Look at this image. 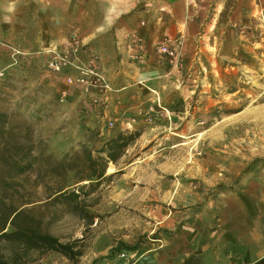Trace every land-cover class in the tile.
<instances>
[{
    "label": "rangeland",
    "instance_id": "1",
    "mask_svg": "<svg viewBox=\"0 0 264 264\" xmlns=\"http://www.w3.org/2000/svg\"><path fill=\"white\" fill-rule=\"evenodd\" d=\"M73 1L71 17L84 19L53 29L68 39L53 53L39 47L47 27L33 15H0V131L25 159L42 154L45 167L57 168L48 190L37 164L19 178L26 207L83 253L72 261L32 251L24 264H264V0H186L179 11L192 25L159 39L181 43L178 59H161L157 43L151 53L165 70L157 87L141 69L151 58L147 40L166 18L165 2L180 1ZM104 19L131 27L137 41L110 73L83 41ZM82 47L81 59L97 58L111 90L86 93L48 68ZM121 133L138 137L85 198L89 219L74 203L49 199L59 184L87 175L88 155L96 159Z\"/></svg>",
    "mask_w": 264,
    "mask_h": 264
},
{
    "label": "trees",
    "instance_id": "2",
    "mask_svg": "<svg viewBox=\"0 0 264 264\" xmlns=\"http://www.w3.org/2000/svg\"><path fill=\"white\" fill-rule=\"evenodd\" d=\"M0 132L4 135L0 143V165L7 169L5 173H0V264H24L23 258L32 251H54L72 261L78 260L83 255L82 251L77 250L75 243L64 244L59 238L43 229L44 219L35 216V208L26 207L30 203H26L24 190L19 185V178L37 168L35 166L38 165V179L41 181L40 184L45 186L44 189L48 190L46 187L48 180L57 172V168L45 167L44 162L47 157L45 158L42 154L41 157L30 155L28 159H25L22 157L24 148L21 144L9 145L6 139L7 133ZM137 137L138 134L121 133L105 143L96 159L89 154L88 174L75 177L71 182L59 184L49 194V199L53 198L54 202L68 200L75 204V210L84 212L82 219H89L90 215L82 211L85 198L106 179L108 165L116 164L123 149ZM5 151H12L14 155L11 154V157L7 158ZM95 160L97 162H94ZM40 162L43 164L41 165ZM97 163L100 169L96 166ZM70 188L73 190L69 191ZM86 224L93 225V219ZM185 264H200V261L196 257H190Z\"/></svg>",
    "mask_w": 264,
    "mask_h": 264
},
{
    "label": "crops",
    "instance_id": "3",
    "mask_svg": "<svg viewBox=\"0 0 264 264\" xmlns=\"http://www.w3.org/2000/svg\"><path fill=\"white\" fill-rule=\"evenodd\" d=\"M60 1L63 4L59 5V0H0V15L3 17L10 15L26 17L33 15L35 17L33 24L40 23L41 26L47 27L43 29L38 39L39 47L46 48L47 52L53 53L58 49V45L62 46L63 49H67L68 47L63 46L62 43V41L66 42L67 37L60 38V34H57V31L55 33L53 29H56L58 26H73V24H78L84 19L82 15L81 19L71 17L73 16V11L79 8L78 5L74 4L73 0H64L65 3L63 0ZM179 1L178 4L168 1L165 2L168 8L167 13H162V17H166V20L163 19L164 22L161 20L149 34L147 45L151 58L141 68L146 69L147 73H151L150 78L146 80L148 86L157 87L159 79L161 81L165 80V70L156 64H152L151 53L155 44L160 43L159 39L161 37H173L177 33H184L192 25L191 22L189 23L185 20V15L179 11L184 8L186 0ZM64 5L65 8H63ZM41 16H45V18L40 19ZM69 18L70 20H68ZM115 23L111 19H104L103 22L93 25V28L83 35L84 44H88L89 48L95 51L102 60V68L104 67L109 73L115 72L117 58L119 56H129L131 49H137L136 38L131 33L134 30L131 27L119 28ZM84 50L85 48L83 47L80 49L79 56H82ZM67 53L68 51L64 54Z\"/></svg>",
    "mask_w": 264,
    "mask_h": 264
},
{
    "label": "built area",
    "instance_id": "4",
    "mask_svg": "<svg viewBox=\"0 0 264 264\" xmlns=\"http://www.w3.org/2000/svg\"><path fill=\"white\" fill-rule=\"evenodd\" d=\"M180 45L181 43L171 39H164L157 48L160 58L173 63L179 57ZM48 68L56 74L64 73L69 86L80 87L86 93L95 89L111 90L97 58L91 57L84 62L79 56V48L67 54L54 56L48 62Z\"/></svg>",
    "mask_w": 264,
    "mask_h": 264
}]
</instances>
